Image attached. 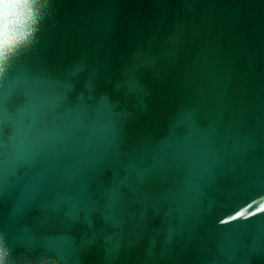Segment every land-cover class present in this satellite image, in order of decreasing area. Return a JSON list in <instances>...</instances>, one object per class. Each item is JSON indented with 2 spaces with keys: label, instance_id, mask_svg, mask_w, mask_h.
<instances>
[{
  "label": "water",
  "instance_id": "water-1",
  "mask_svg": "<svg viewBox=\"0 0 264 264\" xmlns=\"http://www.w3.org/2000/svg\"><path fill=\"white\" fill-rule=\"evenodd\" d=\"M51 13L0 79L10 112L26 82L49 98L18 114L35 124L29 160L0 184L13 254L264 264V0H53Z\"/></svg>",
  "mask_w": 264,
  "mask_h": 264
},
{
  "label": "clouds",
  "instance_id": "clouds-1",
  "mask_svg": "<svg viewBox=\"0 0 264 264\" xmlns=\"http://www.w3.org/2000/svg\"><path fill=\"white\" fill-rule=\"evenodd\" d=\"M53 0H0V79L11 62L33 45L44 21L51 16ZM0 264H60L51 257L18 258L0 233Z\"/></svg>",
  "mask_w": 264,
  "mask_h": 264
},
{
  "label": "snow or ice",
  "instance_id": "snow-or-ice-1",
  "mask_svg": "<svg viewBox=\"0 0 264 264\" xmlns=\"http://www.w3.org/2000/svg\"><path fill=\"white\" fill-rule=\"evenodd\" d=\"M39 41V36H37L36 42L31 45L27 50H25L21 55L17 56L10 64H15L23 55L32 51L35 48L36 43ZM6 75V73H5ZM5 77V76H4ZM21 93L25 98V104L23 106H18L15 112L8 111L6 107L5 98L0 95V184L3 183L6 176L13 177L16 175L17 168L29 160V152L31 150V145L33 141L30 139H25L24 143L21 144V131L26 129L29 132L35 128L34 123L25 124L22 120H19L18 114L21 113L25 108H30L36 106L49 98L44 96L39 89L31 82H26L21 88ZM7 123L11 129V134L5 138L3 134V127ZM251 207V205H249ZM264 207V206H262ZM23 212V205L18 207L17 213ZM243 215V212H237L236 216H228L227 220H235L236 217ZM227 221H221V223H226ZM25 252L17 255L18 258H22L28 253H34L36 251L37 245H26ZM261 250H264V229H262L261 236ZM46 251V250H44ZM220 251L223 255L231 261L232 255L235 251V246L232 245H222ZM255 251V248L253 249ZM52 255L56 256V260L60 261V264H67L65 256L61 254Z\"/></svg>",
  "mask_w": 264,
  "mask_h": 264
}]
</instances>
